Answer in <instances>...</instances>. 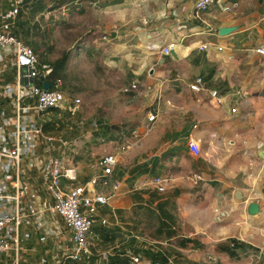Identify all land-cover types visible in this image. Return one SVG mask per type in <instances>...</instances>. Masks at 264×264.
Listing matches in <instances>:
<instances>
[{
    "label": "crops",
    "instance_id": "crops-1",
    "mask_svg": "<svg viewBox=\"0 0 264 264\" xmlns=\"http://www.w3.org/2000/svg\"><path fill=\"white\" fill-rule=\"evenodd\" d=\"M14 1L0 0V29L15 33L17 39L35 51L38 44L27 36L42 29L38 10L44 3H24L13 15L10 8L13 10ZM195 1H97V29L101 32L97 44L111 53L109 60L103 59V71L109 75L124 63L129 69V84L152 86L153 92L145 98L154 106L153 112H158V118L141 147L145 158L139 157L127 167L119 156L114 179L120 189L109 207L99 209L91 235L92 255L79 263L151 264L143 255L150 250L166 262L156 264H214L212 257L215 264H264V201H259L264 187V161L260 160L264 135H252L246 122L229 117L230 111L246 104L255 92L264 98V57L255 52L264 49V0H221L199 17L195 15ZM232 3L236 8L226 14L224 8ZM91 44L87 41V46ZM168 45H173V49L164 56L161 51ZM202 45L209 47L200 51ZM146 69L147 76L143 78ZM14 77L13 58L5 56L0 61V136L9 145L16 130V109L30 102L25 98L17 103ZM197 77L205 82L201 93L188 87ZM167 91L180 100L178 110L169 116L161 114L167 100L175 99ZM212 91L217 92V98H211ZM21 115V129L25 132L30 123L25 121L37 118L22 112ZM45 134L55 139L53 144L65 142L62 137ZM21 139L28 146L22 151L27 177L21 176L27 195L20 206L28 217L20 227L18 254L7 251L0 264H63L73 249L71 237L62 220L49 211L53 199L41 189L40 165L35 162L36 157L46 155L48 148L39 136L27 131ZM190 140L205 148L202 155L195 156L190 151ZM27 147H32L33 154ZM53 154L58 155L55 151ZM109 154H114V150L106 155ZM86 161L78 165L67 160V166L77 171L74 185H86L92 180V176H79V169L88 167ZM143 166L147 174L138 176L136 168L143 170ZM11 177L12 174L1 172L0 182ZM156 177L168 178L166 193L171 195L162 196L161 200L171 203L169 212L176 219L177 235L164 242L152 239L146 246L132 234L131 230L140 224L133 207H151L150 213L157 218V211L153 212L160 199L151 201L152 193L161 196L153 185ZM94 190L108 195L111 187L96 185ZM143 191L149 193L140 194L142 200L133 197ZM253 202L259 206L256 216L247 212ZM101 219L107 224L101 225ZM174 239H178L176 245L171 243ZM183 239L193 243L182 245ZM229 239L253 249L237 252V257L231 258L219 250ZM138 250L142 252L136 254ZM32 254L38 259H32ZM135 258L137 263L133 262Z\"/></svg>",
    "mask_w": 264,
    "mask_h": 264
},
{
    "label": "rangeland",
    "instance_id": "rangeland-1",
    "mask_svg": "<svg viewBox=\"0 0 264 264\" xmlns=\"http://www.w3.org/2000/svg\"><path fill=\"white\" fill-rule=\"evenodd\" d=\"M22 1L21 5L24 4V1H28L29 5L44 3L38 10V22L44 28H39L37 32L27 38L33 39L38 44L35 53L39 62L52 63L60 59L63 54L67 52L70 54L71 60L69 59L59 80L62 82L64 91L70 97L80 100L79 106L72 108V111L59 109L57 115L53 116L50 113L45 115L42 118V125L49 120L55 122L54 130L49 133L57 138L62 137L64 143L68 144H66L68 151L64 150V159L78 165L87 160L88 167L80 168L79 176L81 174L84 179L91 176L93 178L99 174L98 162L100 158L109 152L112 153L113 150L114 153L118 152L120 137H126L129 142L135 141L132 132L142 128L146 115L148 112H153L154 106L142 96V87H139L135 93L125 92V89L130 85V77L129 69L124 63L120 69L116 68L110 71L109 75L103 71V59L104 61L109 60L111 53L104 51L97 44L101 37V32L97 29L98 0ZM10 12L12 14V8H10ZM87 41H92L93 44L87 46ZM111 61H115V59ZM147 70H145L143 78L147 76ZM23 91L28 93L27 90L23 89ZM156 93L161 95L162 92L157 91ZM166 93L168 96L170 95V98L174 97L170 91ZM174 98L167 100L169 102L163 105L161 114L169 116L178 110L180 100ZM229 115L232 119L246 122L245 127L252 135L257 137L258 132L260 135H264V98H260L258 92H255L253 97L251 95V100H247L246 104L239 107L234 113L230 111ZM147 139V137L142 138L141 146L139 143L120 156L128 164L127 167L132 166L137 158H145V151L141 147L145 145ZM52 146L53 149L58 147L56 144ZM135 148L137 149L132 151ZM204 149L203 146L200 147L201 155ZM55 152L58 153L56 150ZM262 157H264L263 154L260 155V160L264 161ZM23 158L22 156L20 170L22 178L25 179L27 174ZM170 168H175V166L170 165ZM5 173L13 175L12 166H9ZM201 182L204 181L201 180ZM260 193L259 201L262 203L264 187ZM161 195L163 197L170 196L171 193L165 192ZM133 208H136L135 212L140 216L138 219L140 224L131 231L134 236H138L139 242L146 246L152 239L164 242V238L157 239L154 227L158 222L150 213L152 212L151 207L149 209L138 205ZM142 208L144 209L142 210ZM173 211L175 212V210ZM64 238L66 237H62L63 241ZM177 241L178 239H174L171 243L176 245ZM30 257L34 260L38 259L35 254ZM212 260L213 257L210 261L215 264ZM255 260L257 261V259Z\"/></svg>",
    "mask_w": 264,
    "mask_h": 264
},
{
    "label": "built area",
    "instance_id": "built-area-1",
    "mask_svg": "<svg viewBox=\"0 0 264 264\" xmlns=\"http://www.w3.org/2000/svg\"><path fill=\"white\" fill-rule=\"evenodd\" d=\"M221 0H196L195 15L199 17L204 14L211 6ZM12 14L16 15L21 6L20 0L14 1ZM236 4L232 3L224 8L226 14L233 13ZM173 45H168L162 49L161 53L164 56H169ZM208 45L199 47L200 51L208 49ZM219 50V49H218ZM6 51H8L6 53ZM260 56L264 57V49L259 48L255 51ZM5 56H12L13 68L15 71L14 85L16 87V101H23L27 98L30 102L28 106L22 109L17 107L16 111V130L12 144L8 141L3 142L0 136V174L5 173L9 166H12L14 173L9 180L4 178L0 182V260L4 253L13 250L18 254L19 249V232L23 220L28 215L23 212V200L27 195V187L23 185L21 178V161L23 149L28 146L25 140L21 137L24 133L34 134L39 136L47 146L45 156L36 157L35 162L40 165V179L44 190L52 197L53 205L49 211L62 220L64 230L70 235L73 249L68 255V258L74 261L88 258L92 255L94 244L91 241L92 229L96 222L99 209L109 207L111 200L116 197L120 183L114 179V170L118 166V158L125 152H128L132 147L139 144L142 138L148 136L154 129L158 112H148L144 125L140 130L132 132L135 139L133 142L122 136L119 138V149L114 154H109L100 158L98 162L99 174L95 175L89 184L74 185L77 181V171L73 167L67 166V159H64V150L67 149L66 143L59 142L57 149H53L55 139L48 136L42 129V118L49 114L52 109H68L76 108L80 104V100L70 97L62 90V82L59 79H53L47 82L46 79L53 73V68L48 64H40L35 51L25 45L21 40L17 39L7 31L0 29V61ZM41 80L49 84V89H44V85L38 86L37 81ZM33 85H30V81ZM27 85L24 86L22 82ZM139 87H142V96L148 97L153 92V87L150 85H139L137 82L131 83L125 92H137ZM189 89L195 93L204 91L205 82L201 77H197L189 84ZM24 90H27L26 94ZM211 98H217V92L210 93ZM31 111V112H29ZM236 110H232L234 113ZM34 115L35 121L28 124L27 130L24 132L22 127V115ZM26 119V118H25ZM188 147L195 156L200 153V146L197 142L190 140ZM29 148L30 154H33L32 147ZM58 151V155H54V151ZM65 150V151H67ZM33 157V155H32ZM168 178L156 177L153 179V185L158 194H163L167 189ZM101 185L106 187L110 185L111 191L108 195L97 193L94 186ZM92 186V188L90 187ZM12 190V191H11ZM31 212V211H30ZM32 213V212H31ZM29 213V214H31ZM101 225H106L105 219L100 220ZM105 258V256H103ZM134 263L138 259H133Z\"/></svg>",
    "mask_w": 264,
    "mask_h": 264
},
{
    "label": "trees",
    "instance_id": "trees-1",
    "mask_svg": "<svg viewBox=\"0 0 264 264\" xmlns=\"http://www.w3.org/2000/svg\"><path fill=\"white\" fill-rule=\"evenodd\" d=\"M28 1H24V3H27ZM20 16V14L18 15ZM14 37H16L17 35L15 33L12 34ZM70 59V54L67 52L65 54L62 55V57L52 63H48V62H40V64H48L53 68V73L51 74V76H49L46 81L50 82L53 79H60L62 77V73L64 72V69L66 68L68 62ZM14 81H15V77H14ZM38 86H42L43 84L40 82H36ZM62 90H64L63 86H62ZM59 109L55 108L52 109L50 111L51 115H57ZM54 125L55 122H53L52 120H49L47 122H45L42 125V129L44 133H49L52 132L54 130ZM62 128V125L60 126ZM59 129V128H58ZM144 168V166H143ZM137 170H139L137 172L138 176L147 174V171L145 170V168L143 170H140L138 168H136ZM157 192V191H156ZM149 193L148 191H143V192H136V194L133 195V197H135V199L138 200H142L140 194H147ZM158 193V192H157ZM161 196H156L153 193L151 194V201L153 202L155 199L158 200V203L155 205L154 207V212L155 210L157 211V226H156V236L157 239L160 238H164L167 240L172 239L173 237H175L177 235L176 233V228H177V223H176V219L174 218V215L170 214L169 209L171 207V203L168 200H161ZM149 204V203H148ZM173 206V205H172ZM140 209V208H139ZM182 245H185L187 243H193V240H189V239H183L181 241ZM247 249H253L251 246H249L248 244H245L239 240L236 239H229L227 240L225 243L221 244V246H219V250L226 252L231 258H236L237 257V252L243 251L245 252ZM142 251L138 250L136 252V254L140 253ZM143 255L145 256L146 259H148L151 264H156V263H166L164 258H162L159 254L151 252L150 250H146L145 252H143ZM65 261L63 264H87L86 262H81L79 263L81 260H77L76 263H72L71 261L73 260H69ZM91 259V263H92ZM257 264H260L257 263Z\"/></svg>",
    "mask_w": 264,
    "mask_h": 264
},
{
    "label": "water",
    "instance_id": "water-1",
    "mask_svg": "<svg viewBox=\"0 0 264 264\" xmlns=\"http://www.w3.org/2000/svg\"><path fill=\"white\" fill-rule=\"evenodd\" d=\"M22 84L24 86H26L27 84L23 81ZM30 85H33V81H30ZM49 84H45L44 85V89L48 90L49 89ZM263 155H264V151H263ZM247 212L250 216H256L259 213V206L257 203H250L248 208H247Z\"/></svg>",
    "mask_w": 264,
    "mask_h": 264
}]
</instances>
